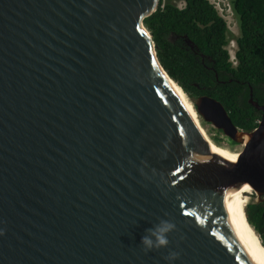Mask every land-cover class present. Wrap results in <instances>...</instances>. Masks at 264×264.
<instances>
[{
  "label": "water",
  "instance_id": "water-1",
  "mask_svg": "<svg viewBox=\"0 0 264 264\" xmlns=\"http://www.w3.org/2000/svg\"><path fill=\"white\" fill-rule=\"evenodd\" d=\"M158 5L0 0V264H257L230 215L236 185L264 198V104L250 94L243 131L191 99L144 26ZM168 79L236 161L206 150ZM160 220L169 245L146 252Z\"/></svg>",
  "mask_w": 264,
  "mask_h": 264
},
{
  "label": "trees",
  "instance_id": "trees-1",
  "mask_svg": "<svg viewBox=\"0 0 264 264\" xmlns=\"http://www.w3.org/2000/svg\"><path fill=\"white\" fill-rule=\"evenodd\" d=\"M182 1L184 7L178 8L171 0H159L157 11L143 20L159 62L191 99L210 96L225 107L237 128L254 130L261 112L249 103L250 94L264 104V0H230L240 32L236 67L226 49L227 23L214 4ZM212 141L219 146L217 139ZM263 213L264 203L245 208L247 221L264 247Z\"/></svg>",
  "mask_w": 264,
  "mask_h": 264
},
{
  "label": "bare ground",
  "instance_id": "bare-ground-1",
  "mask_svg": "<svg viewBox=\"0 0 264 264\" xmlns=\"http://www.w3.org/2000/svg\"><path fill=\"white\" fill-rule=\"evenodd\" d=\"M236 47L237 46L234 45L232 49L235 51ZM168 83L173 89V91L176 93V95L179 97L180 101L182 102L183 106L187 111V114L189 115L195 127L197 128L203 140V143L206 147V150L209 151L214 156L219 155L228 158L232 161H236L237 152L229 151L226 148H222L212 143L206 136V133L199 122L198 116L196 115L193 107L191 106V103L182 93L181 89L170 79H168ZM246 188L249 190H245ZM250 195H252V191L248 187V185L242 183L236 185L233 195V203H232L233 209L230 217L234 228L243 239L245 246L248 252L250 253V255L252 256V258L256 261L257 264H264V248L261 245L258 235L249 225L245 216V208L248 205L249 202L248 196Z\"/></svg>",
  "mask_w": 264,
  "mask_h": 264
},
{
  "label": "rangeland",
  "instance_id": "rangeland-1",
  "mask_svg": "<svg viewBox=\"0 0 264 264\" xmlns=\"http://www.w3.org/2000/svg\"><path fill=\"white\" fill-rule=\"evenodd\" d=\"M214 4L216 9L219 11L221 17L226 21L228 26V48L236 46V39L239 37V25L238 21L232 11L230 0H209ZM178 8L184 7V2L182 0H171ZM199 122L203 127L206 136L213 143L212 138H215L219 142V146L222 148H226L232 152H239V149H242L241 144H232L230 140H228L222 133H220L217 129H215L212 125L205 123L202 119L199 118ZM249 203H259L260 201L254 195H250ZM260 204V203H259Z\"/></svg>",
  "mask_w": 264,
  "mask_h": 264
},
{
  "label": "clouds",
  "instance_id": "clouds-1",
  "mask_svg": "<svg viewBox=\"0 0 264 264\" xmlns=\"http://www.w3.org/2000/svg\"><path fill=\"white\" fill-rule=\"evenodd\" d=\"M233 60H236L235 55L232 56ZM238 63V61H237ZM175 224L168 220H160V222L152 228L145 230V234L141 239V245L143 246L146 252L152 250H159L162 248H167L169 245L168 235L175 231ZM2 235V233H0ZM178 258V253L171 252L169 253V261L175 260Z\"/></svg>",
  "mask_w": 264,
  "mask_h": 264
},
{
  "label": "built area",
  "instance_id": "built-area-1",
  "mask_svg": "<svg viewBox=\"0 0 264 264\" xmlns=\"http://www.w3.org/2000/svg\"><path fill=\"white\" fill-rule=\"evenodd\" d=\"M217 10V9H216ZM218 11V10H217ZM219 13V11H218ZM220 15V14H219ZM221 16V15H220ZM228 27V26H227ZM227 51H228V54H229V61L231 62V64L236 67L237 66V58L236 60H233L232 59V56L235 55L236 57V50H237V47H236V50L234 51L233 49L231 50V48H228V46L226 47Z\"/></svg>",
  "mask_w": 264,
  "mask_h": 264
},
{
  "label": "flooded vegetation",
  "instance_id": "flooded-vegetation-1",
  "mask_svg": "<svg viewBox=\"0 0 264 264\" xmlns=\"http://www.w3.org/2000/svg\"><path fill=\"white\" fill-rule=\"evenodd\" d=\"M252 195H254V196H256L255 194H252ZM257 197V196H256ZM260 202V204H263L264 203V198H261V199H258ZM259 203H255V204H259ZM250 204V203H249ZM251 204H253V203H251ZM262 216L264 217V213L262 214Z\"/></svg>",
  "mask_w": 264,
  "mask_h": 264
},
{
  "label": "snow or ice",
  "instance_id": "snow-or-ice-1",
  "mask_svg": "<svg viewBox=\"0 0 264 264\" xmlns=\"http://www.w3.org/2000/svg\"><path fill=\"white\" fill-rule=\"evenodd\" d=\"M245 190H249V189L246 188Z\"/></svg>",
  "mask_w": 264,
  "mask_h": 264
}]
</instances>
